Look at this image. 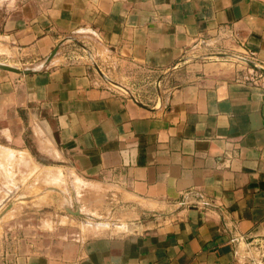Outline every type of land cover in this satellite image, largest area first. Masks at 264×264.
<instances>
[{
  "label": "crops",
  "instance_id": "crops-1",
  "mask_svg": "<svg viewBox=\"0 0 264 264\" xmlns=\"http://www.w3.org/2000/svg\"><path fill=\"white\" fill-rule=\"evenodd\" d=\"M1 2L0 64L28 72L0 70V158L28 132L116 218L10 264H227L222 223L264 236V0Z\"/></svg>",
  "mask_w": 264,
  "mask_h": 264
},
{
  "label": "rangeland",
  "instance_id": "rangeland-1",
  "mask_svg": "<svg viewBox=\"0 0 264 264\" xmlns=\"http://www.w3.org/2000/svg\"><path fill=\"white\" fill-rule=\"evenodd\" d=\"M0 7H4V2ZM68 41L73 42L71 38ZM71 48V58L81 55L88 61L77 46ZM230 58L239 64V75L245 74L246 62ZM26 135L25 145L30 151L27 162L19 154L11 159L0 158L4 165L8 159L7 168L0 169V264H10L12 257L30 250V245L37 247L58 237L71 238L93 230L85 221L109 225L116 222L111 217L108 196H97L88 185L79 183L65 161L46 162L36 152L28 132ZM0 144L6 147L3 142ZM77 207L82 217L66 212V208L74 211Z\"/></svg>",
  "mask_w": 264,
  "mask_h": 264
},
{
  "label": "built area",
  "instance_id": "built-area-1",
  "mask_svg": "<svg viewBox=\"0 0 264 264\" xmlns=\"http://www.w3.org/2000/svg\"><path fill=\"white\" fill-rule=\"evenodd\" d=\"M261 79L262 76L250 66L247 67L245 74L238 77V81L252 85L259 84ZM178 205L185 208L208 209L214 206V202L202 195L199 196L198 200H193L186 194L178 202ZM222 228L223 231L228 232V244L232 248V260L227 264H264V236L246 240L241 234L237 233L234 225L222 223Z\"/></svg>",
  "mask_w": 264,
  "mask_h": 264
},
{
  "label": "water",
  "instance_id": "water-1",
  "mask_svg": "<svg viewBox=\"0 0 264 264\" xmlns=\"http://www.w3.org/2000/svg\"><path fill=\"white\" fill-rule=\"evenodd\" d=\"M56 50L57 48H55L51 54L49 55L48 59L52 58L55 54H56ZM245 61V60H244ZM246 64L248 66H252L251 63L245 61ZM0 70H4V71H9V72H14V73H27L28 71L27 70H21V69H18V68H15V67H12V66H7V65H4V64H0ZM66 212L73 215V216H80V212L78 210H75V211H72L68 208H66Z\"/></svg>",
  "mask_w": 264,
  "mask_h": 264
},
{
  "label": "bare ground",
  "instance_id": "bare-ground-1",
  "mask_svg": "<svg viewBox=\"0 0 264 264\" xmlns=\"http://www.w3.org/2000/svg\"><path fill=\"white\" fill-rule=\"evenodd\" d=\"M101 226V225H98V227ZM102 227V226H101Z\"/></svg>",
  "mask_w": 264,
  "mask_h": 264
}]
</instances>
